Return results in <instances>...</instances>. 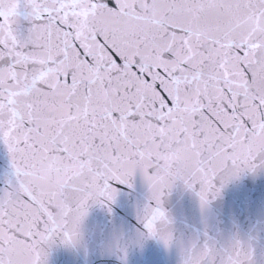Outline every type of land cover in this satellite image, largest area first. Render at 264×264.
Listing matches in <instances>:
<instances>
[{
  "label": "snow or ice",
  "instance_id": "6c2138e0",
  "mask_svg": "<svg viewBox=\"0 0 264 264\" xmlns=\"http://www.w3.org/2000/svg\"><path fill=\"white\" fill-rule=\"evenodd\" d=\"M0 143V264H46L137 172L143 235L171 245L177 180L204 207L218 179L264 168V0H0ZM181 256L253 264L254 250L205 240Z\"/></svg>",
  "mask_w": 264,
  "mask_h": 264
}]
</instances>
